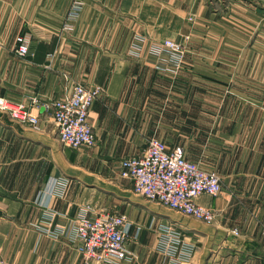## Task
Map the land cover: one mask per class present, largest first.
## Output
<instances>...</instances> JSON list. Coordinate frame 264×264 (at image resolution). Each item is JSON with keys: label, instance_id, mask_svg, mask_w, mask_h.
<instances>
[{"label": "crops", "instance_id": "1", "mask_svg": "<svg viewBox=\"0 0 264 264\" xmlns=\"http://www.w3.org/2000/svg\"><path fill=\"white\" fill-rule=\"evenodd\" d=\"M254 28L209 0H0V95L38 116L32 125L0 111V264H83L72 234L84 206L129 222L131 255L89 264H264V50L257 60L259 50L244 48L243 58L237 45ZM19 32L31 37L25 56L14 52ZM135 33L188 35L178 73L156 68L147 42L129 55ZM73 82L101 89L87 117L94 143L78 148L60 141L43 107ZM151 136L219 174L221 192L196 198L213 207V222L187 221L119 175V160ZM168 224L179 235L174 253L161 242Z\"/></svg>", "mask_w": 264, "mask_h": 264}, {"label": "built area", "instance_id": "2", "mask_svg": "<svg viewBox=\"0 0 264 264\" xmlns=\"http://www.w3.org/2000/svg\"><path fill=\"white\" fill-rule=\"evenodd\" d=\"M80 8V3L74 4L68 13L69 18L77 16ZM64 26L69 28L70 24L66 22ZM30 39L27 32L16 34V55L28 54ZM144 41L143 35L133 34L130 54L139 55ZM149 52L152 56L164 59L163 63H157L163 70L177 74L182 66L185 48L182 41L172 38L153 39L150 40ZM100 91L99 86H85L80 82H73L65 95L43 103L44 108L51 110L58 137L63 144L78 147L94 143V133L87 117L89 108ZM31 102L33 106L38 107L35 97ZM0 111L32 125H36L38 121V116L31 113V108L1 95ZM119 175L128 178L132 182L133 191L147 200L156 201L182 215L206 223L215 219L213 207L197 202L196 198L201 194L216 196L221 192L219 174L187 159L181 150L169 149L159 138H149L143 152L121 158ZM128 228L129 222L122 214L101 211L89 215L87 206L80 207L72 235L77 242L76 248L82 255L83 264H89L93 259L125 258L131 255L126 246ZM161 229L164 236H167L161 242L164 247H170L169 253H174L173 242L179 241V235L169 224L163 225ZM178 258L179 256L171 260V264H176Z\"/></svg>", "mask_w": 264, "mask_h": 264}, {"label": "rangeland", "instance_id": "3", "mask_svg": "<svg viewBox=\"0 0 264 264\" xmlns=\"http://www.w3.org/2000/svg\"><path fill=\"white\" fill-rule=\"evenodd\" d=\"M209 1L211 3L212 10H214L215 12H217L218 15H222V16H225V17H229L230 15H232V16H235L236 18L243 17V18L246 19V21L250 22L251 24H254V27H255L254 29L255 30H253V32L251 34H246V37L244 35H242V36L239 35L238 36V39H237V45H238V48H239L238 55L243 54V58H245V56H246V54H247L248 51L245 50L244 48H247V47L252 48L253 47L256 50H259V51H254V53H258L259 54L257 56V60H260L261 59V53L264 50V39L262 38V36L260 34H258V33H261V32H258V31H259V29H261L260 28L261 27V23H260L259 20H260V18H262V15H264V0H209ZM238 4L246 5L247 7H241ZM251 9L254 11L253 14L256 16V18H255L254 15H248L247 10L250 12ZM243 11H244V13H243ZM189 18L192 19L191 16ZM254 20H258V21H254ZM231 23L234 24V23H236V21H233V22L231 21ZM238 27H239V23H238ZM138 34H140V33H138ZM141 35H143L145 37V41L143 42V45L141 47V50H140V54L139 55L130 54V52H129L130 43H131V40H132V37H131V40H130V43H129V47H128V53L132 57L138 58V57L141 56L142 51H143V48L145 46L144 44L146 42L148 43L147 52H148V54H150V52H149V44H150V41L149 40L150 39H147V37L145 36V34H141ZM188 37H189L188 35H184L182 39L172 38V39H175V40H178V41H182L184 43L185 52H184V56H183V62H184V59H185V56H186V53H187V50H188V43H187L188 42ZM155 40H158V39H155ZM232 43H233V40H230V44H232ZM150 57H151L152 63H154L155 66L157 65L156 68H159V70H161V72L166 73V71L163 70L157 64V63H161V62L163 63L164 62V59H159L156 56H152L151 54H150ZM238 58H239V60L241 59L240 57H238ZM243 61L244 60L241 59L239 62L242 63ZM238 91H239L238 93L241 94V95H244V93H245V90H243V89H240ZM206 122H207L206 123L207 126H210V125L213 124V119H206ZM151 137H156V136H151ZM151 137H149V138H151ZM156 138H158V137H156ZM80 146L82 147V146H89V145H84L83 144V145H80ZM80 146H78V147H80ZM78 147H75V148H78ZM193 153H198L203 158L204 157L207 158L206 155H204L205 152H201L200 151V152H193ZM183 155L187 159H189L185 155L184 152H183ZM189 160L196 162L200 166V163L198 161L192 160V159H189ZM206 170H213L214 171V169H212V168H207ZM154 202H156V201H154ZM184 219L188 221L191 218L189 216L188 217H185L184 216Z\"/></svg>", "mask_w": 264, "mask_h": 264}]
</instances>
